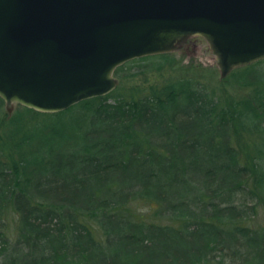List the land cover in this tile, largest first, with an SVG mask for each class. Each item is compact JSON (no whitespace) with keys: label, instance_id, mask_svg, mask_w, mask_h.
Wrapping results in <instances>:
<instances>
[{"label":"trees","instance_id":"1","mask_svg":"<svg viewBox=\"0 0 264 264\" xmlns=\"http://www.w3.org/2000/svg\"><path fill=\"white\" fill-rule=\"evenodd\" d=\"M173 61L129 60L113 91L57 113L18 105L6 120L0 98V264H264V225L250 224L264 204V60L225 77L236 97L206 78L158 87Z\"/></svg>","mask_w":264,"mask_h":264},{"label":"water","instance_id":"2","mask_svg":"<svg viewBox=\"0 0 264 264\" xmlns=\"http://www.w3.org/2000/svg\"><path fill=\"white\" fill-rule=\"evenodd\" d=\"M192 36L221 77L262 60L264 0H0V98L7 112H59L114 90L124 62Z\"/></svg>","mask_w":264,"mask_h":264},{"label":"rangeland","instance_id":"3","mask_svg":"<svg viewBox=\"0 0 264 264\" xmlns=\"http://www.w3.org/2000/svg\"><path fill=\"white\" fill-rule=\"evenodd\" d=\"M166 54H170L173 57V63L171 66H167V68L164 70L162 81L158 80V77H155V84L159 86L165 84L167 80L175 79L176 77H190V78H199L203 79L206 78L209 80L212 84V86L216 90H223L224 92H228L229 96H239V92L234 87L230 86L228 82L225 81V77L235 70H231L225 77H221L219 69L215 62V57L212 54L211 50L209 49L206 41L199 36H192L189 37L185 43H183L177 50L167 52ZM242 67V66H240ZM238 68V67H237ZM135 70L131 67L130 71H127V74H130V72H133ZM157 76H160V74H156ZM116 77V76H115ZM117 78V77H116ZM126 88H131L132 81L130 79L123 80ZM117 83L118 78H117ZM247 90H241L240 93L244 94ZM77 104V103H76ZM21 106V105H20ZM2 109L5 111L6 120H9L15 111L18 109V104H15L13 107V110L11 112H7L5 108V102L3 101ZM57 113V112H55ZM67 119L69 122L73 123V118H64ZM5 156L3 153H0V158H4ZM140 209L137 211H143L142 214H146L147 217H150L154 220V222L162 223V224H169V220L164 218H156L153 217L152 213L145 211V207H139ZM6 219L8 221V230L10 233H13V231L16 229L17 225V214L13 209H9L6 214ZM252 226H262L264 225V204H260L257 208V212L254 215V217L251 220L250 223ZM16 230L12 234L11 238L15 236ZM178 241V240H176ZM157 247L161 248L163 243H160L159 241H156ZM176 246L173 248H170V250H176ZM139 259V257H137Z\"/></svg>","mask_w":264,"mask_h":264}]
</instances>
